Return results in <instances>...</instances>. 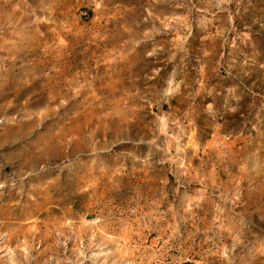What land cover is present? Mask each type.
Segmentation results:
<instances>
[{"label":"rangeland","instance_id":"374dc122","mask_svg":"<svg viewBox=\"0 0 264 264\" xmlns=\"http://www.w3.org/2000/svg\"><path fill=\"white\" fill-rule=\"evenodd\" d=\"M256 243L264 0H0V264H264Z\"/></svg>","mask_w":264,"mask_h":264},{"label":"crops","instance_id":"0c3cea01","mask_svg":"<svg viewBox=\"0 0 264 264\" xmlns=\"http://www.w3.org/2000/svg\"><path fill=\"white\" fill-rule=\"evenodd\" d=\"M254 250L258 252L257 254L264 255V249L263 247L258 246V243H256V245L254 246ZM259 255H257V257H259Z\"/></svg>","mask_w":264,"mask_h":264},{"label":"built area","instance_id":"2783aa9c","mask_svg":"<svg viewBox=\"0 0 264 264\" xmlns=\"http://www.w3.org/2000/svg\"><path fill=\"white\" fill-rule=\"evenodd\" d=\"M83 15H85V13Z\"/></svg>","mask_w":264,"mask_h":264}]
</instances>
